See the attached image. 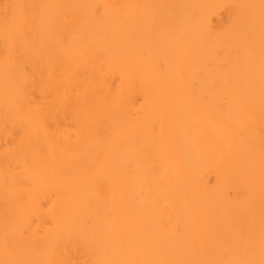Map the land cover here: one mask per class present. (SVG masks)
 <instances>
[{"label": "bare ground", "instance_id": "obj_1", "mask_svg": "<svg viewBox=\"0 0 264 264\" xmlns=\"http://www.w3.org/2000/svg\"><path fill=\"white\" fill-rule=\"evenodd\" d=\"M25 5L0 264H264V0Z\"/></svg>", "mask_w": 264, "mask_h": 264}, {"label": "rangeland", "instance_id": "obj_2", "mask_svg": "<svg viewBox=\"0 0 264 264\" xmlns=\"http://www.w3.org/2000/svg\"><path fill=\"white\" fill-rule=\"evenodd\" d=\"M26 1L27 0H0V24L10 26L15 22L23 21V24L26 25L28 23L29 14V8L25 5ZM10 29L11 28H9V30Z\"/></svg>", "mask_w": 264, "mask_h": 264}]
</instances>
